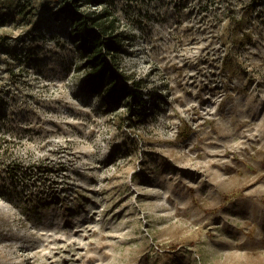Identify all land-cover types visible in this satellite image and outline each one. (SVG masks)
Masks as SVG:
<instances>
[{
	"label": "rangeland",
	"instance_id": "rangeland-1",
	"mask_svg": "<svg viewBox=\"0 0 264 264\" xmlns=\"http://www.w3.org/2000/svg\"><path fill=\"white\" fill-rule=\"evenodd\" d=\"M77 2L0 0V264H264V0Z\"/></svg>",
	"mask_w": 264,
	"mask_h": 264
},
{
	"label": "trees",
	"instance_id": "trees-1",
	"mask_svg": "<svg viewBox=\"0 0 264 264\" xmlns=\"http://www.w3.org/2000/svg\"><path fill=\"white\" fill-rule=\"evenodd\" d=\"M78 0H74L75 9L77 8ZM76 11L74 14V19L76 23L80 25V29L82 32L79 34V39L83 42L84 46L90 48L92 51V57L88 59L89 64L93 66V68L98 72L99 78L98 82L105 83L107 88L110 85L116 84L119 78H125L121 73H117V67L114 65L117 63L116 60V51L117 45L115 46L114 51L112 52V58H107L105 56V52L103 51L104 47L110 49L112 47L111 41H119L118 33L112 34L114 31L116 23V17L112 18L113 10L109 5L103 6L98 11L92 12H80ZM110 41V42H109ZM104 46V47H103ZM136 86L133 87L128 84H124L125 90L127 92L128 98L132 97L136 92L139 93V86L141 83L136 81ZM110 84V85H109ZM14 165V164H13ZM12 165V167H13ZM48 165H44L41 163V169L47 170ZM9 166V170L12 171V168Z\"/></svg>",
	"mask_w": 264,
	"mask_h": 264
},
{
	"label": "bare ground",
	"instance_id": "bare-ground-1",
	"mask_svg": "<svg viewBox=\"0 0 264 264\" xmlns=\"http://www.w3.org/2000/svg\"><path fill=\"white\" fill-rule=\"evenodd\" d=\"M49 213H51V211H50ZM51 216H52V215H51Z\"/></svg>",
	"mask_w": 264,
	"mask_h": 264
}]
</instances>
